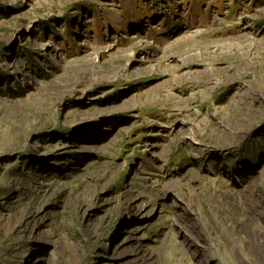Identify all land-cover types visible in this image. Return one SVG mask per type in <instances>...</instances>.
Wrapping results in <instances>:
<instances>
[{"label": "rangeland", "instance_id": "obj_1", "mask_svg": "<svg viewBox=\"0 0 264 264\" xmlns=\"http://www.w3.org/2000/svg\"><path fill=\"white\" fill-rule=\"evenodd\" d=\"M0 264H264V0H0Z\"/></svg>", "mask_w": 264, "mask_h": 264}, {"label": "bare ground", "instance_id": "obj_2", "mask_svg": "<svg viewBox=\"0 0 264 264\" xmlns=\"http://www.w3.org/2000/svg\"><path fill=\"white\" fill-rule=\"evenodd\" d=\"M192 42H194V41H192ZM193 44H194V43H192V45H193ZM173 45H175V46H176V43H175V42H173V44H172V48H173ZM187 45H188V44H187ZM189 45H191V44H189ZM107 47H108V46H107ZM107 47H106V48H107ZM106 48H105V49H106ZM108 48H109V47H108ZM181 48H183V47H181ZM190 48H191V47H190ZM105 49H104V50H105ZM185 49L187 50V48H186V47H185ZM176 51H177V50H176ZM161 52H162V51H161ZM171 52H172V51H170V53H171ZM179 52H180V49H179ZM184 52H185V51H184ZM165 54H166V52H165ZM172 54H173V53H172ZM161 56H162V54H161ZM164 57H165V55H164ZM166 57H167V56H166ZM182 62H184V63H185L186 61L184 60V61H182ZM201 246H203V244H201ZM212 252H213L212 254H213L214 256H215V255H217V254L219 253V252L217 251V248L215 249V246H214V249H213V251H212Z\"/></svg>", "mask_w": 264, "mask_h": 264}]
</instances>
